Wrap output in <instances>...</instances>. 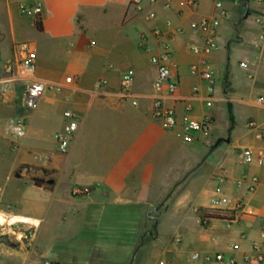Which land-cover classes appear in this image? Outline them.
<instances>
[{"label":"crops","instance_id":"obj_1","mask_svg":"<svg viewBox=\"0 0 264 264\" xmlns=\"http://www.w3.org/2000/svg\"><path fill=\"white\" fill-rule=\"evenodd\" d=\"M130 1L0 0V200L21 209L9 216L0 211L5 224L17 225L0 227V237H11L0 243V264H192V253L241 264L261 242L264 183L253 185L249 177L264 178V62L247 69L239 63L257 55L256 41L264 51V4L160 0L152 6L141 0L138 12ZM216 1L228 17L206 57L214 79L206 108L193 93L195 84L203 92L204 83L189 74L198 60L190 48L202 46L192 24L217 16ZM24 2L41 5L42 31L20 10ZM166 22L178 30L169 68L179 85L166 104L180 117L188 103L195 118L212 121L209 136L191 144L149 114L156 76L150 58L158 50L148 33L167 32ZM142 34L146 50L137 47ZM23 44L36 53L35 76L56 84L30 113L22 82L4 72ZM234 54L240 61L231 72ZM123 73L133 76L136 107L118 96ZM100 80L106 85L97 87ZM66 111L80 117V126L61 154L55 135ZM18 119L26 129L22 138L12 128ZM245 149L253 152L249 163ZM219 199L224 203H212ZM199 208L234 211V219L203 222Z\"/></svg>","mask_w":264,"mask_h":264},{"label":"built area","instance_id":"obj_2","mask_svg":"<svg viewBox=\"0 0 264 264\" xmlns=\"http://www.w3.org/2000/svg\"><path fill=\"white\" fill-rule=\"evenodd\" d=\"M149 5H156L160 0H147ZM264 4V0H261ZM141 0H131L130 4L136 8V11L140 12L141 8L139 4ZM20 10L31 18L40 16L42 8L40 4H28L26 2L19 5ZM215 8L219 10V14L210 18H200L198 21L192 24L201 32L202 46L191 47V52L197 56L198 60L190 65L189 74L192 77L199 79L204 83L203 92L199 84L193 86V93L195 97H201L204 101L206 108H209L213 102L214 96V79L211 76L209 64L207 62V55L215 49L216 31L221 21L227 19V12L223 10L221 1H216ZM264 13V7L262 9ZM155 13L149 12L147 14L148 20L155 19ZM168 28L167 32L161 31L159 28H153L149 31L150 35L158 50L157 54H154L150 58L151 65L155 68L156 76L151 85L150 94V108L149 114L151 118L158 123L160 128L166 132L173 133L175 137L179 138L183 143L191 144L199 142L208 137L211 132L212 121L209 117L197 119L192 115V106L190 104L184 105V113L178 117L173 109L167 106L166 101L175 97L178 90V81L172 74L169 68V62L171 57V45L175 38V33L178 30H172L169 22L165 23ZM262 40H264L262 36ZM147 36L142 34L139 37L138 49L146 50L147 48ZM263 41H256L258 53L249 62L239 63V66L243 69H247L249 66H259L264 62V51L262 49ZM36 53L33 48L28 44L20 46V55L13 61H8L4 65V72L11 80L21 81L23 84V108L27 112H32L36 109L39 100L50 91L56 89V84L46 82L38 79L35 76L36 70ZM105 80L97 82V87L106 85ZM133 76L131 73H123L120 76V86L118 96L121 100H129L131 105L136 107L138 105L135 97L132 94ZM263 100L257 99V103L261 104ZM65 124L62 131L55 135V144L58 153L64 154L69 149L70 140L76 135L80 126V117L71 112L66 111L63 115ZM248 127L255 128L254 123H249ZM15 135L18 138H22L26 134L25 125L22 119H18L12 124ZM253 152L251 149H245L242 152V158L245 163H249L252 159ZM243 179L247 178L243 175ZM220 183H223L224 178L220 177ZM250 182L255 185L259 181L264 183V178L259 179L256 176L249 177ZM78 191H75L77 193ZM214 205L224 203V199L213 200ZM207 219H203V222ZM261 242L258 246H253L251 251L244 253L241 256V264H264V232L260 235ZM229 249L236 250L235 245H229ZM190 261L192 264H239L235 259H225L222 254L214 255H200L198 253H192L190 255ZM162 264V263H160Z\"/></svg>","mask_w":264,"mask_h":264},{"label":"rangeland","instance_id":"obj_3","mask_svg":"<svg viewBox=\"0 0 264 264\" xmlns=\"http://www.w3.org/2000/svg\"><path fill=\"white\" fill-rule=\"evenodd\" d=\"M230 58H231L230 59V64H231L230 67H231V70H232L231 72H236L234 70L237 69V65H238V62L240 61V59L235 54L232 55V56H230ZM225 72L226 71H222V74H224ZM219 79H220V82H222V78H219ZM257 96H258V92L256 90L253 93V95H252L251 98H256ZM228 99L230 100V95H228ZM0 211L3 212L6 216L16 215V214H20L21 213V209H20V207L18 205H16V204H10L9 202H7L5 200H0ZM16 226H17L16 224L12 225L11 227L8 224H4L3 226H0V227H2L1 228L2 230H4V229L11 230V228L13 229V227H16ZM10 238L11 237L10 236H7V235L1 236L0 237V243H6V244H8V241H9ZM148 241H150V240L147 239V242Z\"/></svg>","mask_w":264,"mask_h":264},{"label":"trees","instance_id":"obj_4","mask_svg":"<svg viewBox=\"0 0 264 264\" xmlns=\"http://www.w3.org/2000/svg\"><path fill=\"white\" fill-rule=\"evenodd\" d=\"M34 27L38 31H42V23H41V16H36L33 21ZM197 215L201 219H216V220H227L231 221L234 219V211H226V210H219V209H207V208H199L197 210Z\"/></svg>","mask_w":264,"mask_h":264},{"label":"bare ground","instance_id":"obj_5","mask_svg":"<svg viewBox=\"0 0 264 264\" xmlns=\"http://www.w3.org/2000/svg\"><path fill=\"white\" fill-rule=\"evenodd\" d=\"M6 223V220L0 216V225H4Z\"/></svg>","mask_w":264,"mask_h":264}]
</instances>
